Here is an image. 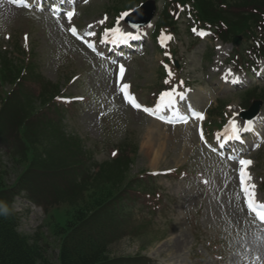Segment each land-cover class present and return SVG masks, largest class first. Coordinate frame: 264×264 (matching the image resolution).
Returning a JSON list of instances; mask_svg holds the SVG:
<instances>
[{
  "label": "rangeland",
  "instance_id": "obj_1",
  "mask_svg": "<svg viewBox=\"0 0 264 264\" xmlns=\"http://www.w3.org/2000/svg\"><path fill=\"white\" fill-rule=\"evenodd\" d=\"M225 1L230 5L223 9L235 17V0ZM136 2L82 0L75 8L72 24L82 34L95 28L98 31L103 12L112 17L118 13L114 8H130ZM158 8L166 22L170 16L160 12L161 3ZM191 24L186 16L172 24L177 31L174 58L182 67L180 79L188 86L181 90L185 98L177 97V101L182 102L183 109L189 105L202 109L207 117L210 113L221 115L220 123L227 113L240 122L237 114L251 103L252 97L264 94V81L251 84H259L254 94L231 87L228 65L221 64L231 50L230 44L218 43L209 33L195 40L189 34ZM153 30V24L145 29L142 50L126 55L128 62L120 82L116 66L73 38L67 31V22L38 12L33 6L0 0V72L3 62L26 67L15 86L14 79L0 82V122L4 124L0 123V135L18 149L16 123L9 113L28 115L44 106L38 124L31 125V130L40 134L50 148L49 160L60 163L57 171L43 172L39 177L34 192L41 196L40 211L32 209L25 194L15 199L14 208L19 214L16 229L31 241L38 238L45 264H58L56 225L63 226L71 219L74 205L80 200L96 197L98 191L106 189L102 184L126 178L124 211H109L106 216L113 226L111 230L119 236L107 246L110 257L139 259L140 264H264V227L245 208L236 181L238 163L215 153L212 135L201 139L196 130L200 121L164 122L131 107L120 94L119 85L127 83L142 102L152 103L158 100L157 92L165 88L162 63L167 55L153 38ZM100 41L99 37L94 41L99 48ZM248 44L247 40L239 41V45ZM27 56L29 62L24 60ZM8 71L13 77V69ZM57 94L67 98L61 105L60 100L52 103ZM6 97L8 111L3 112ZM262 111L255 124H250L248 130L253 134L246 139L253 141L249 183L256 185L257 197L264 201ZM12 146L11 159L6 154L0 159L1 179L6 185L14 183L26 164L13 159ZM117 151L116 158L123 156L124 162H112ZM177 167L185 170L184 174H164ZM148 172L155 176H148ZM91 180L97 184L91 186ZM136 190L152 194L157 190L162 196L159 208L151 209L153 201L140 197Z\"/></svg>",
  "mask_w": 264,
  "mask_h": 264
},
{
  "label": "trees",
  "instance_id": "obj_2",
  "mask_svg": "<svg viewBox=\"0 0 264 264\" xmlns=\"http://www.w3.org/2000/svg\"><path fill=\"white\" fill-rule=\"evenodd\" d=\"M194 1L202 20L217 21L220 19L228 22L229 34L235 32L246 34V31L252 28L253 20L248 16L249 14L232 17L222 6L218 7L220 4L230 5V2L225 0ZM252 1L257 8L264 9V0ZM234 3L236 8H240L242 4H249L242 0H235ZM10 75L11 73L7 75L4 70L3 81L12 80L13 77ZM6 106L5 102L3 112L8 111ZM42 109L43 107H40L37 111H31L30 115H21L20 112L17 115L9 113L11 118L15 119L18 141L22 145L13 159L16 158L26 164L23 165L25 169L20 172L13 185H6L1 179L3 174L0 173V264L46 263L42 255V245L37 242L38 238L34 237L31 241L17 231L18 217L10 206L11 198L19 189L25 187L24 184L27 185L31 197L38 200L39 195H36L34 189L39 184L40 175L43 172H55L60 167L59 162L49 160L51 158L50 148L47 147L45 141L42 142L40 134L30 129L32 123L38 124L37 120L40 118ZM28 155L30 159L27 162ZM119 161H125L123 156L115 158L112 162ZM118 175L119 173L116 176ZM124 183V181L117 182L115 179L109 184L108 181L102 184L106 189L98 191L96 197L80 200L74 205L76 208L71 219L65 221L63 226L56 225L55 234L59 236L58 264H140L139 259L110 257L107 252L109 243L118 236L111 231L112 225L109 224L106 216L109 211H122L121 199ZM89 184L93 186L97 184V181L91 180Z\"/></svg>",
  "mask_w": 264,
  "mask_h": 264
},
{
  "label": "snow or ice",
  "instance_id": "obj_3",
  "mask_svg": "<svg viewBox=\"0 0 264 264\" xmlns=\"http://www.w3.org/2000/svg\"><path fill=\"white\" fill-rule=\"evenodd\" d=\"M10 3H19L23 5L24 7H29V4L27 3V0H9ZM88 0H84V3H87ZM179 7V5H178ZM53 11H56V7L53 6ZM75 15L74 10L67 11L65 13V16L69 23H71L72 18ZM131 13L125 12L122 14L121 19L124 17L130 16ZM107 19V17H105ZM99 23H104V20L99 21ZM91 27V25L89 26ZM131 27L133 29H139V25L132 24ZM73 35H77V31L75 28L69 29ZM193 31H197L196 29H193ZM88 36H94V32L86 33ZM104 40L107 41L109 36H111V42L112 43H127L129 40L136 39L137 36L132 31H124L121 27H119V20L117 21V26L105 29L104 31ZM200 35H204L203 32L200 33ZM80 39H83V37H79ZM168 39H171V37H168ZM87 43L89 48H92L95 50V47L92 43L85 41ZM165 55H168V53H165ZM165 68H167V65H165ZM125 73L124 65L119 66V77L122 80ZM169 76L172 75V73L169 71ZM165 83H170V81L166 80ZM180 84H183V81L180 82ZM129 85L127 83H123L120 85V91L123 93L124 100L130 104L133 108L142 110L145 113H148L149 115H156L157 113L162 112L165 109L172 110V117L167 119L168 123H172L173 119L179 120L181 122L187 123L188 122V116L182 115L178 108H176L177 103V97H179L180 100H183L185 98V95L183 92H178L176 87H172L170 90L163 91L160 93L159 100L156 103L154 108H148L143 107L140 103L137 102V99L135 96L129 93L128 91ZM82 99V97L80 98ZM189 110L192 112V115L197 120H203L204 115L200 112H196L191 109V106L189 105ZM160 119L164 120L165 117L160 116ZM250 126V122H249ZM227 128L230 129V135L227 137V139H240V127L237 125L236 121L230 120L228 122ZM247 130V127L244 129ZM201 139L204 138L203 131L200 132ZM219 139V137H218ZM220 147H224L223 144L220 145ZM115 155V153H113ZM253 162L248 159H240L239 160V173H240V185H241V191L244 194V203L247 207V210L250 214H253L255 218L261 223L264 224V201L258 199L257 193H256V185L250 184L251 176L249 172L247 171L248 167ZM207 183V181H205Z\"/></svg>",
  "mask_w": 264,
  "mask_h": 264
},
{
  "label": "water",
  "instance_id": "obj_4",
  "mask_svg": "<svg viewBox=\"0 0 264 264\" xmlns=\"http://www.w3.org/2000/svg\"><path fill=\"white\" fill-rule=\"evenodd\" d=\"M138 10L141 15V17H139L140 24H144L150 20L154 9H153L152 3H149V4L142 5ZM255 112H256V109L251 111L250 113L254 114Z\"/></svg>",
  "mask_w": 264,
  "mask_h": 264
},
{
  "label": "bare ground",
  "instance_id": "obj_5",
  "mask_svg": "<svg viewBox=\"0 0 264 264\" xmlns=\"http://www.w3.org/2000/svg\"><path fill=\"white\" fill-rule=\"evenodd\" d=\"M262 251V253H264V250H261ZM263 256H264V254H262Z\"/></svg>",
  "mask_w": 264,
  "mask_h": 264
}]
</instances>
